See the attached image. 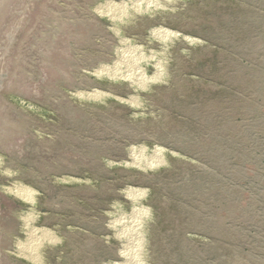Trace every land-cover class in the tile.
I'll list each match as a JSON object with an SVG mask.
<instances>
[{
    "label": "rangeland",
    "instance_id": "obj_1",
    "mask_svg": "<svg viewBox=\"0 0 264 264\" xmlns=\"http://www.w3.org/2000/svg\"><path fill=\"white\" fill-rule=\"evenodd\" d=\"M119 1L0 0V264H35L21 251L27 223L59 240L42 264L121 261L111 214L133 213L129 188L148 192L147 264H264V0L136 17L123 32L160 54L164 79L134 106L82 102L73 94L136 95L91 75L116 60L97 10ZM161 26L200 43L164 52L149 40ZM140 146L176 154L156 170L122 165ZM18 184L34 205L9 193Z\"/></svg>",
    "mask_w": 264,
    "mask_h": 264
},
{
    "label": "bare ground",
    "instance_id": "obj_2",
    "mask_svg": "<svg viewBox=\"0 0 264 264\" xmlns=\"http://www.w3.org/2000/svg\"><path fill=\"white\" fill-rule=\"evenodd\" d=\"M185 1L187 0H127L101 5L97 12L112 24L113 31L120 39V47L115 54L116 60L113 64L104 65L96 69L91 75L97 79L128 82L135 90L136 95L124 99L113 93L96 89L82 91L73 94V96L82 102H104L107 99L114 98L132 106L137 105L139 101L138 92L147 91L152 85L158 84L164 79L165 64L160 60L159 53L148 51L143 45H138L133 39L127 38L125 32H123V26L129 24L138 16L160 15V13L173 11ZM149 40L150 43L158 42L164 52L169 51L173 44L182 40L192 45L200 43L195 38L183 36L163 26L152 30ZM151 67L156 70L152 75L148 70ZM130 153L132 161H124L121 164L128 167L135 166L144 171L156 170L168 165L167 154H176L160 146L155 149H149L146 146L135 147L130 150ZM109 165L113 166L114 163L110 162ZM9 193L29 204L34 205L36 202L35 192L19 184L16 188L9 189ZM127 195L133 202V213L127 214L120 205H116V213L111 214L113 230L123 245L122 260L109 262V264H147L146 228L152 213L144 205L148 192L142 189L129 188ZM24 231L28 236V240L21 246V251L26 254L27 259L32 263L42 264L43 247L46 243L59 242L58 238L52 235L49 230L33 229L30 223L26 224Z\"/></svg>",
    "mask_w": 264,
    "mask_h": 264
}]
</instances>
